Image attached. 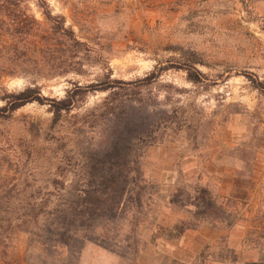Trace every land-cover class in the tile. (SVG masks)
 I'll list each match as a JSON object with an SVG mask.
<instances>
[{"label": "rangeland", "instance_id": "374dc122", "mask_svg": "<svg viewBox=\"0 0 264 264\" xmlns=\"http://www.w3.org/2000/svg\"><path fill=\"white\" fill-rule=\"evenodd\" d=\"M44 1L27 0L30 58L0 53V108L43 100L0 113V264H206L209 246L160 255L223 214L182 171L211 169L221 141L264 142V0Z\"/></svg>", "mask_w": 264, "mask_h": 264}, {"label": "crops", "instance_id": "0c3cea01", "mask_svg": "<svg viewBox=\"0 0 264 264\" xmlns=\"http://www.w3.org/2000/svg\"><path fill=\"white\" fill-rule=\"evenodd\" d=\"M221 142L231 151L216 154L209 161L211 169H203L196 159L198 169L182 173L207 187L214 209L223 214L215 213L206 223L187 230L177 249L161 251V257L196 260L209 246L206 264H264V142L254 137ZM239 146L247 148L250 157L234 155ZM177 172L181 171L161 173L160 182L173 184Z\"/></svg>", "mask_w": 264, "mask_h": 264}, {"label": "trees", "instance_id": "16d2710c", "mask_svg": "<svg viewBox=\"0 0 264 264\" xmlns=\"http://www.w3.org/2000/svg\"><path fill=\"white\" fill-rule=\"evenodd\" d=\"M42 4H46L44 0H41ZM47 6V5H46ZM49 23L52 25V29L63 34L67 37V28L65 22L61 16H53L49 7H47L43 13ZM39 26V22L34 15L29 13L27 0H0V53L13 54L19 53L20 56L27 60L32 54L31 38L35 35V30ZM0 63L2 60L0 59ZM197 75H193L192 80H196ZM38 101L43 102L42 98L38 95L35 89L27 88L21 92L10 94V100L7 101L4 107L0 108L2 112H15L18 109ZM57 117L58 120L63 110H68L73 105L72 98H66L62 101L56 102ZM113 151L119 155L121 148L115 146ZM117 164V163H116ZM114 166H117V165ZM119 177L113 178L114 184H117ZM124 184V183H123ZM117 184L120 191H125V184Z\"/></svg>", "mask_w": 264, "mask_h": 264}, {"label": "built area", "instance_id": "2783aa9c", "mask_svg": "<svg viewBox=\"0 0 264 264\" xmlns=\"http://www.w3.org/2000/svg\"><path fill=\"white\" fill-rule=\"evenodd\" d=\"M261 24L264 25V17H261Z\"/></svg>", "mask_w": 264, "mask_h": 264}]
</instances>
